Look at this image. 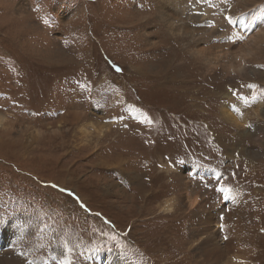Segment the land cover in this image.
<instances>
[{"label": "rangeland", "instance_id": "374dc122", "mask_svg": "<svg viewBox=\"0 0 264 264\" xmlns=\"http://www.w3.org/2000/svg\"><path fill=\"white\" fill-rule=\"evenodd\" d=\"M192 1L222 19L234 10L247 31L192 14L205 24L195 35L209 31L204 42L234 52L221 69L176 76L184 60L169 66L171 44L160 39L175 36L149 21L153 0H0V264H153L147 236L172 252L159 264H201L183 245L191 203L223 241L228 209L242 210L232 224L251 244L247 264H264V40L246 61L247 84L233 69L255 29L264 34V0ZM195 44L176 45L187 54ZM203 75L218 92L206 100L191 94L193 83L208 87ZM169 198L179 208L162 214Z\"/></svg>", "mask_w": 264, "mask_h": 264}, {"label": "bare ground", "instance_id": "6f19581e", "mask_svg": "<svg viewBox=\"0 0 264 264\" xmlns=\"http://www.w3.org/2000/svg\"><path fill=\"white\" fill-rule=\"evenodd\" d=\"M153 1L155 3V6H154V8L152 7L151 11L154 12L153 13L154 16H152L150 18L148 17L149 21L150 20L151 21L156 20L159 23H161V24H159V27H158L159 28L158 31L160 32V34H161V31L163 30V28H165L170 35L175 36V37H172V40H171V39H168L161 34L162 38L160 39V42H162V43L170 42V44H171V49L168 51V55H167L168 58L169 57L171 58V60L169 59V61H168L169 66L174 65L173 63L171 64V62L174 59H183L184 60V64L178 63L176 65V67H174L173 69L171 68L173 74L176 76H180L181 74L184 75V72L188 68L191 70H200L202 68V69L206 70V72H210L212 70V68L213 69H215V68L221 69L220 60H222V61L226 60L228 58L229 54L234 52V50L227 49V48H222L220 50L213 49V47H217L218 43H219L216 41V39L210 40V41L208 40L209 42H204V40L207 41L208 36H210L209 31L207 33L203 32L205 34H201L204 38H202L201 36H197L200 32L203 31V29H200V28H202V26L205 27V24H196L195 22L193 23V22L189 21V19H192L194 16L192 14H198L200 11V16L202 18L213 17L216 20L215 26H216V23L218 22V23H220L219 24L220 26H222L221 24H223L224 28L230 27L232 29L247 31V27L242 25L241 21L238 20V18L230 16L231 13H233V11H234L231 9H230V11L229 10L226 11V14L224 15V19H222V17L220 18L216 14H214V15L211 14L212 13L211 12V6H208V7L204 6V8H201V6H199V10H198L197 3L194 4L192 0H166V2L163 0H153ZM197 1H199V0H195V2H197ZM251 1H252V3L247 5L250 8H252V6H253L252 5L253 0H251ZM170 3L174 6V8H172ZM168 4L171 8L168 6ZM178 6L181 8L180 13H178V11H176V8ZM150 8H151V6H150ZM150 8H147V9H150ZM235 9H237V8H235ZM226 16H230L232 18L231 23H229L225 19ZM142 19L146 20V16H143ZM192 20L198 21V19H192ZM142 23H141V25H144L143 28H145V37L148 39V37L150 36V33H151V31H148V28H147V27H149L148 21H143ZM201 23H203V22H201ZM252 23L256 26V20ZM257 30L255 29V32H253L250 35L249 41H248L249 43H247L243 46L244 47L243 50L240 49L242 51V55L240 52L241 58L239 57L240 60L238 59L239 61L236 63V68L235 67L233 68L231 65H229V68L232 67L234 70H236V72H239L241 74L242 78L243 77L247 78V76L249 75V71L246 69V61L247 60L252 61L254 59L252 57L261 51V49L259 51H258V49L261 48V44L263 43V40H264V34L261 35V33H260L261 30L260 29L258 31ZM263 32H264V30H263ZM196 33H198V34L195 35ZM245 35H246V33H245ZM235 37H237V36H235ZM200 38L203 41V43L208 44V46L203 45V43H198ZM179 40H181L182 42H184V41L188 42L191 40L193 42V44L196 43L194 45L195 46L194 48H193V45L191 46L192 47V49H191L192 53H190L188 50L187 54H189V55H187L184 51H180L176 45V44H178ZM220 41H221V39H220ZM227 46L236 47V45L233 44L232 42H229ZM188 49H190V48H188ZM223 50H225V51H223ZM196 76H199V74H196ZM200 77H201V79H200L201 83L207 85L208 87L205 88V90H203V87L201 88V90H199V89L194 90L195 85L193 83V85H192L193 91L191 92V94H193V95L201 94V95H199V97H201V98L203 97L205 100H206V97L208 96V94H211V96L209 98L218 94V92H214V91H216L217 88L215 87V84L212 83L209 76L207 78L205 75L200 76ZM249 79L247 78V81H245L246 84L248 83ZM221 83H223V82H221ZM223 89H225V88H223ZM187 90H191V89H187ZM222 92H221V94H222ZM215 98H218V97H215ZM195 101H196V103L199 102L197 100H195ZM223 110L226 111V109H223ZM231 117H234V116H230V118ZM235 119L232 121L236 122ZM1 123H2V118L0 117V125H1ZM189 206H190L189 211H193V212L195 211V215H193L195 217H194L192 225L188 228V231H189L188 232V242L185 240V242H183V245L190 244V247H193L194 249H196L198 251L199 255L201 256V260H200L201 264H247L248 263L246 260L247 253H249V251H251L250 250L251 248L249 247L251 245L249 242V239L246 236V233L244 234L243 227H242V229H239V233H237L238 234V236H237L236 230H235L237 225H236V223H234V225L232 224L234 222L235 218L237 217V215L242 210H240L239 208H236V207H232V208L228 209L229 217H227L228 219H225L222 223L224 225V229L222 231V234L224 235V233H226V235H227L226 236L227 239L224 238V241H223V240L218 239V236L220 234V230L215 227L217 224L213 223V220H211V218H212L211 215H209V213H202L201 214V212L197 211L196 205H193L192 203ZM174 207L175 206H174V199L173 198H169L166 201H164L162 205L160 204L159 206H157V208L159 209V211L162 214L172 213V211L174 212L176 209L179 208V207H177L174 209ZM189 211L187 213H189ZM191 216H190V218H191ZM241 217H242V213H241L239 219ZM190 218L188 219V221H190ZM192 219H193V217H192ZM241 223H242V221L240 219L238 222V225H242ZM169 226L170 225H167L165 227H161L162 228L161 232L166 231L167 227H169ZM245 231H247V230H245ZM152 239L153 238H148V236H147L145 241H144V245L146 247V250L144 251V256L145 257L148 256L147 254L153 255L155 259H152L151 262L153 264H156V263L159 264L158 262L161 261L162 258L168 257V255L171 254L172 252L169 250V247H167L165 245V242H164L162 237H159L155 240L156 243H155L154 247H150V245L152 244V242H151ZM181 252L185 254L184 259L186 260V255L188 256L187 249H185V251H181ZM113 259L115 260V264H120L118 258L116 259L115 257H113ZM189 260L190 259L188 257V263H189ZM186 262L187 261L183 260V263H186ZM147 264H150V260L147 261Z\"/></svg>", "mask_w": 264, "mask_h": 264}, {"label": "snow or ice", "instance_id": "6c2138e0", "mask_svg": "<svg viewBox=\"0 0 264 264\" xmlns=\"http://www.w3.org/2000/svg\"><path fill=\"white\" fill-rule=\"evenodd\" d=\"M225 19H226L229 23L232 22V18H231L230 16H226ZM116 70H117V71H120L119 68H117ZM247 87H248L249 89H252V88H255L256 85H254V84H249V85H247ZM230 91H232L233 95H237V92H236V91L231 90V89H230ZM240 99H241V100H244L245 103H248V100H247L245 97L241 96ZM252 99H253V100L256 99V95H255V94H253ZM234 111H236L238 115L240 114L238 109H234ZM246 127H251V125H246ZM214 176H215V179H216L218 182L223 178L222 173H220V172H215V171H214ZM53 187H57V186H56V185H53ZM215 190H216L217 192H219V193H223L225 199H229V198H231V189L225 187L223 184L217 183V186H216ZM60 191L68 192L69 195H74V193H72V192H71L70 190H68V189H60ZM82 206H83V205H82ZM221 219H223V217H221ZM220 228H221V230L223 231V229H224V225L221 224V225H220ZM225 239H227V237H225ZM22 254H23V253H22ZM29 264H32V262L30 261ZM60 264H69V261H68L67 259H65V260L60 261Z\"/></svg>", "mask_w": 264, "mask_h": 264}]
</instances>
